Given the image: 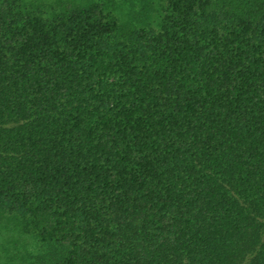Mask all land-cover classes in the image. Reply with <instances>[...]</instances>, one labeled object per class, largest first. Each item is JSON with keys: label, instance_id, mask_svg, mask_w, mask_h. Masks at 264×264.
<instances>
[{"label": "trees", "instance_id": "trees-1", "mask_svg": "<svg viewBox=\"0 0 264 264\" xmlns=\"http://www.w3.org/2000/svg\"><path fill=\"white\" fill-rule=\"evenodd\" d=\"M140 17L0 0V215L39 264H264V0Z\"/></svg>", "mask_w": 264, "mask_h": 264}, {"label": "rangeland", "instance_id": "rangeland-1", "mask_svg": "<svg viewBox=\"0 0 264 264\" xmlns=\"http://www.w3.org/2000/svg\"><path fill=\"white\" fill-rule=\"evenodd\" d=\"M92 1V0H76ZM101 2L123 20L137 22L143 15L152 26L158 20L164 0H93ZM140 17V18H139ZM44 253L43 244L33 235L24 234L9 217L0 215V264H39Z\"/></svg>", "mask_w": 264, "mask_h": 264}]
</instances>
